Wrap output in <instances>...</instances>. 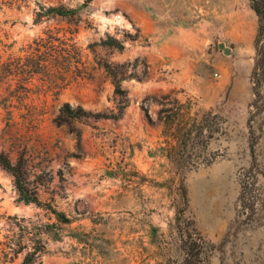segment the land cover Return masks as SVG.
I'll return each instance as SVG.
<instances>
[{
	"label": "rangeland",
	"instance_id": "obj_1",
	"mask_svg": "<svg viewBox=\"0 0 264 264\" xmlns=\"http://www.w3.org/2000/svg\"><path fill=\"white\" fill-rule=\"evenodd\" d=\"M42 6L76 12L37 22ZM256 8L264 0H0V63L27 65V48L43 45L35 62L49 66L0 73V155L72 220L21 202L0 166V264L22 263L10 245H32L23 218L57 224L43 264H264ZM179 28L192 60L168 58ZM110 38L123 50L102 45ZM66 103L91 116L66 121Z\"/></svg>",
	"mask_w": 264,
	"mask_h": 264
},
{
	"label": "trees",
	"instance_id": "obj_2",
	"mask_svg": "<svg viewBox=\"0 0 264 264\" xmlns=\"http://www.w3.org/2000/svg\"><path fill=\"white\" fill-rule=\"evenodd\" d=\"M257 14L264 18V11L260 8L255 9ZM76 10L67 9L65 7H44L42 6L40 11L37 13V22H39L43 18H54V17H62L68 18L73 17ZM72 42L75 41V37L73 36L71 39ZM103 46L106 47H114L119 50H123V45L117 41V39L110 38L102 43ZM43 45H36V47L29 46L26 52L28 53L27 58L29 59V63L27 65L13 64L12 61L0 63V73L3 77L11 79L12 77H31L40 73L41 66L49 69V66L44 63L40 64L37 67V63L35 59L44 55L46 52L43 50ZM105 70L111 74L115 78L116 85V93L119 95H125V91L121 88V81L117 79V74L114 72V69L111 65H104ZM63 115L66 121L70 120H80L86 117L91 116L89 113L84 111L81 107L73 108L70 104L66 103L63 106ZM122 114V113H121ZM0 166L11 173L15 178V186L19 194V199L26 205H36L38 207H42L45 210L49 211L56 219L57 223L63 225H70L72 220L63 212L58 211L53 208L51 205L44 204L40 201L35 190L31 189L28 186V183L25 178V172L22 164L13 165L9 159L0 155ZM20 222L23 223L21 226L23 235L27 238L28 242L32 245H27L26 243H20L16 247L10 245L11 252L18 256L21 253H26L21 264H43L41 261V255L45 252L46 247L44 243V235L52 236L53 238H57L59 236L58 232L53 231V229L57 226L56 223L45 224V225H36L29 219H21ZM26 244V245H25Z\"/></svg>",
	"mask_w": 264,
	"mask_h": 264
},
{
	"label": "crops",
	"instance_id": "obj_3",
	"mask_svg": "<svg viewBox=\"0 0 264 264\" xmlns=\"http://www.w3.org/2000/svg\"><path fill=\"white\" fill-rule=\"evenodd\" d=\"M176 36H177V37H176ZM176 36H173V37H175L176 43H178V45H179V47L177 48V55H173V54L171 53V54H169V57H168V58L182 59L183 61H186V60H192L190 54L188 53V51L185 52V53H186L185 55H182L183 50H182L181 48H182L183 44L181 43V44H182V45H181V44L179 43L180 38L184 39V37L186 36L185 29H184V28H179V29H177ZM173 37L169 40V42H174V41H173V40H174ZM184 44H185V43H184ZM221 48H222V46H221ZM163 54H164L163 56L167 57L168 52L165 51ZM163 56H162V57H163Z\"/></svg>",
	"mask_w": 264,
	"mask_h": 264
},
{
	"label": "built area",
	"instance_id": "obj_4",
	"mask_svg": "<svg viewBox=\"0 0 264 264\" xmlns=\"http://www.w3.org/2000/svg\"><path fill=\"white\" fill-rule=\"evenodd\" d=\"M121 18V17H120Z\"/></svg>",
	"mask_w": 264,
	"mask_h": 264
}]
</instances>
